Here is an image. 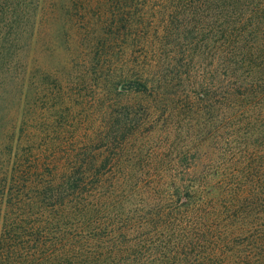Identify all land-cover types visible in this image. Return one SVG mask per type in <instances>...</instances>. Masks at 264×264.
Instances as JSON below:
<instances>
[{"label": "trees", "instance_id": "obj_1", "mask_svg": "<svg viewBox=\"0 0 264 264\" xmlns=\"http://www.w3.org/2000/svg\"><path fill=\"white\" fill-rule=\"evenodd\" d=\"M0 264H264V0H0Z\"/></svg>", "mask_w": 264, "mask_h": 264}, {"label": "rangeland", "instance_id": "obj_2", "mask_svg": "<svg viewBox=\"0 0 264 264\" xmlns=\"http://www.w3.org/2000/svg\"><path fill=\"white\" fill-rule=\"evenodd\" d=\"M42 37L37 38L38 39V43L44 45L43 46V50L41 52H38V50L36 51V53L34 54V56L37 55V63H38V69H41V71L43 70H51L54 69V63L55 59H54V53L53 55L51 54V49L49 48V46H45V44L43 43V40L41 39ZM40 51V50H39ZM34 69L36 70V66H34ZM35 80H40V83L42 85V82L44 84V86L48 87L47 92H45V95H39V96H34L31 95V97L29 98V102L32 98H36V108L33 106H30V103L28 102L26 105V113L28 115V113L32 114L31 110H36V115L38 116H43V118L46 119V121H50L49 125L52 124L51 120L53 119V115H54V96H52L50 93L54 92V78L51 76L49 78L41 75L38 78H36ZM29 88L32 90L31 85H29ZM14 90H12V94H8V95H4L3 96V100H5L9 105V114H14V116H16L17 114V108L15 103V100L18 97V87H14ZM13 91H15V96L13 97ZM46 91V90H45ZM8 114V113H7ZM181 117L185 120V128H187V122L191 120V116L190 115H185L184 113L181 114ZM186 118V119H185ZM191 124L193 126H195L196 121L195 119H192ZM180 125V124H179ZM184 128V127H183ZM46 132L52 133L53 130H55V126H49L48 128H45ZM152 136V135H151ZM151 141L152 142H156L158 141L157 138L159 136H157L156 134L151 137ZM148 137V138H149ZM144 133H141V135H138V137H135V139L131 142L132 146H137L139 144H141L142 142H145L148 139ZM170 159L166 158L164 159V163L163 164H159L158 162H154L153 164H151L149 166L148 169H144L142 163H136L139 164L137 166L134 167V176L132 178L133 181L131 183L132 186V190H136L135 186H134V182L136 181V179H141V181H144V178H150L151 180H155L158 181V176L159 174H168V171L170 173H172L171 168L173 167H169L170 166ZM173 162V161H172ZM166 167V169H164L163 167ZM140 169L143 170L145 172V175H141L140 173ZM141 190V189H138ZM158 190V188L156 189ZM160 190V189H159Z\"/></svg>", "mask_w": 264, "mask_h": 264}]
</instances>
